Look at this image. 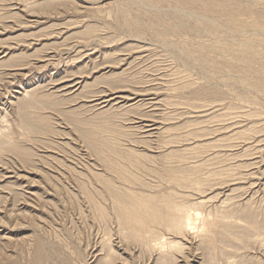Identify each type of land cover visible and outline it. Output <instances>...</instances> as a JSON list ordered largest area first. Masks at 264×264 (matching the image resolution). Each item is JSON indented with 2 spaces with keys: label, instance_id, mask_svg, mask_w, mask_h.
<instances>
[{
  "label": "rangeland",
  "instance_id": "374dc122",
  "mask_svg": "<svg viewBox=\"0 0 264 264\" xmlns=\"http://www.w3.org/2000/svg\"><path fill=\"white\" fill-rule=\"evenodd\" d=\"M227 1L0 0V264H264V0Z\"/></svg>",
  "mask_w": 264,
  "mask_h": 264
},
{
  "label": "bare ground",
  "instance_id": "6f19581e",
  "mask_svg": "<svg viewBox=\"0 0 264 264\" xmlns=\"http://www.w3.org/2000/svg\"><path fill=\"white\" fill-rule=\"evenodd\" d=\"M174 1L179 2V3L184 2V3L190 4L192 6H199L200 8L199 7L198 8L203 10L204 13H206V14L217 11L220 13V16L225 15L226 17H227V15H229V12L231 10L230 8L233 9V6H234V5H232V3H230L227 0H174ZM230 18H231V16H230ZM227 23H228V21H227ZM224 24H225V22H224ZM231 25H233V24H231ZM228 47L226 46L223 48L226 50ZM248 53H251V52H248ZM251 55H252V53H251ZM249 63H251V60ZM89 144L91 146H93V143L91 141H89ZM113 196H114V202H115V211H116V214H117V217L119 220V224L124 229L126 228L127 231L129 230L128 233L131 236L134 234L137 235L136 232L139 229H142L145 227L144 226L145 220H146L148 213L154 214V211L160 213L159 208L154 203L155 200H153L152 198H144V197L136 196V195H125V194L122 195V194L117 193V192H115V194ZM172 210H173V206H171V205L166 208V211L169 213L172 212ZM170 223L175 224V219L173 218L170 221ZM189 224H190L189 222H186V221L181 222L178 219H176V226L178 227V225H180L182 231H184V232L189 231ZM42 249H43L42 244L39 241H37L33 261H35V260L38 261L39 259L42 258V255H43Z\"/></svg>",
  "mask_w": 264,
  "mask_h": 264
}]
</instances>
